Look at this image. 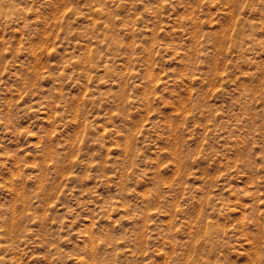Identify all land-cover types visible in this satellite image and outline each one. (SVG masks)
Here are the masks:
<instances>
[{
  "label": "rangeland",
  "instance_id": "obj_1",
  "mask_svg": "<svg viewBox=\"0 0 264 264\" xmlns=\"http://www.w3.org/2000/svg\"><path fill=\"white\" fill-rule=\"evenodd\" d=\"M0 264H264V0H0Z\"/></svg>",
  "mask_w": 264,
  "mask_h": 264
}]
</instances>
